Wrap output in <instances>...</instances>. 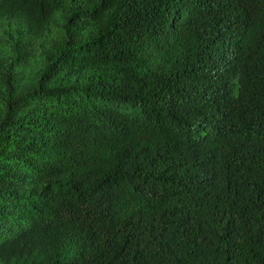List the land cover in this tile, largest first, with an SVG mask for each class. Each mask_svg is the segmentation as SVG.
<instances>
[{
    "label": "trees",
    "instance_id": "obj_1",
    "mask_svg": "<svg viewBox=\"0 0 264 264\" xmlns=\"http://www.w3.org/2000/svg\"><path fill=\"white\" fill-rule=\"evenodd\" d=\"M0 264H264V0H0Z\"/></svg>",
    "mask_w": 264,
    "mask_h": 264
}]
</instances>
